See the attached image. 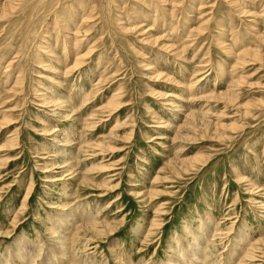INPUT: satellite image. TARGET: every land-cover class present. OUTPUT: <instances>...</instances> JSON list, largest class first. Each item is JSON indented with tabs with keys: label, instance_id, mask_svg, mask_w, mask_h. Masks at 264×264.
Listing matches in <instances>:
<instances>
[{
	"label": "rangeland",
	"instance_id": "obj_1",
	"mask_svg": "<svg viewBox=\"0 0 264 264\" xmlns=\"http://www.w3.org/2000/svg\"><path fill=\"white\" fill-rule=\"evenodd\" d=\"M0 264H264V0H0Z\"/></svg>",
	"mask_w": 264,
	"mask_h": 264
},
{
	"label": "bare ground",
	"instance_id": "obj_2",
	"mask_svg": "<svg viewBox=\"0 0 264 264\" xmlns=\"http://www.w3.org/2000/svg\"><path fill=\"white\" fill-rule=\"evenodd\" d=\"M255 56V55H254ZM256 57V56H255ZM64 239H66V238H64ZM62 243H64V242H62ZM64 246H67V245H65V244H62V247H61V250H64V249H66L67 247H64ZM18 250V249H17Z\"/></svg>",
	"mask_w": 264,
	"mask_h": 264
}]
</instances>
